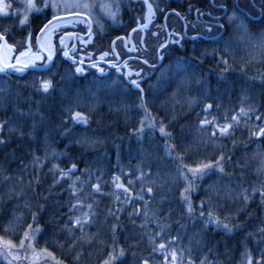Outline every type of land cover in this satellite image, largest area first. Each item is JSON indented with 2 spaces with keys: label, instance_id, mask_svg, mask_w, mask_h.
I'll return each instance as SVG.
<instances>
[{
  "label": "trees",
  "instance_id": "1",
  "mask_svg": "<svg viewBox=\"0 0 264 264\" xmlns=\"http://www.w3.org/2000/svg\"><path fill=\"white\" fill-rule=\"evenodd\" d=\"M212 1L159 0L160 19L175 10L189 21L186 32L163 48L158 66L133 61L130 77L123 68L104 64L78 63L84 71L77 73V63L62 49L45 69L0 72V264H104L110 252V264H141L161 241L165 249L153 253L149 264H162L169 249L183 250L177 264H247L249 253L252 264L257 257L264 264V232L259 231L264 229V133L250 135L264 127V39L250 41L264 33V0ZM5 2L0 33L15 50L28 47L56 16L52 0ZM90 2L91 39L87 35L88 46L76 51L97 59L112 51L114 38L128 36L145 8L134 0ZM221 4L226 12L211 16L221 13ZM102 5H110L115 17ZM166 24L175 31L182 27L175 13ZM75 26H60L57 37L70 40L63 33H74ZM156 47L150 46L146 60H155ZM45 78L53 84L48 92L38 88ZM131 79H138L155 123L150 127L146 119L139 134L135 129L145 112ZM205 104L211 106L207 112ZM241 107L254 111L233 124ZM72 111L84 113L87 124L73 121ZM201 119L229 123L230 129L217 130L213 138L212 126H199ZM160 122L170 136L161 134ZM221 154L223 172L193 176L185 169L187 179L179 175L178 166L195 167ZM62 170L67 175L61 176ZM186 186L191 213L181 198ZM76 200L81 206L73 209ZM87 205L92 206L89 220L72 226L70 218ZM210 211L218 222L209 218ZM29 224L31 245L21 248ZM158 231L160 237L150 242L149 234Z\"/></svg>",
  "mask_w": 264,
  "mask_h": 264
},
{
  "label": "snow or ice",
  "instance_id": "2",
  "mask_svg": "<svg viewBox=\"0 0 264 264\" xmlns=\"http://www.w3.org/2000/svg\"><path fill=\"white\" fill-rule=\"evenodd\" d=\"M46 2H47V0H46ZM0 3H2V0H0ZM144 4L147 7V11L144 14V25H140L139 23H137V27L138 28H142V27L147 26L150 17H152L154 15V13H153V5L151 3H149V0H144ZM71 7H76V8H80V9H84V10H90L92 5L88 3V0H72L71 3H68L67 0H65V3L62 4V5L58 4L57 0H53V2L51 3V8L54 11H59L61 9H68V8H71ZM101 7L106 12L107 15L112 16L113 18L115 17V12L111 11V6L110 5H102ZM220 7H224L223 4H221ZM0 10H2V9H0ZM172 11H175V10H172ZM176 14L179 15L178 13H176ZM52 19L55 20L56 16H53ZM74 19H80L85 24L88 25V27L90 29V31L88 33V39L90 40L91 39V21L84 18V13L83 12L79 16L74 17ZM181 19H183V17H181ZM229 19L230 20L235 19V14L234 13L229 14ZM21 23H23V20L21 21ZM240 27H242V25H240ZM43 31H44V29H41V32H43ZM153 35H156V33H153ZM177 35H179V34H177ZM3 41H4V34L0 33V42H3ZM37 42L39 43V35L37 37ZM25 43H27V39L25 40ZM141 43H143V38H141ZM168 43H169V41L165 40L163 43H161L158 46V48L156 49V58L157 59H159L163 55V53L160 50L163 49L165 47V45L168 44ZM176 43H179V41H176ZM12 47H13L12 45L7 44L6 42L0 43V49L4 50V54L0 55V72L6 73V71L8 69H14L17 72L23 71L24 67H27L28 65H30L33 62V60H39L40 59V56L38 54L31 53L30 48H25L24 51L19 52V54L16 56L15 63H8V62H6V59H7V55L11 52ZM113 51H114V49H113ZM224 51L227 52V48H225ZM64 55L65 56L68 55L67 51H65ZM105 55H107V53H101L97 57V60H103ZM51 58H52V53H51V50L49 49V51H48V59L51 60ZM81 59H83V58H81ZM222 59H223V63L225 65H227V63H228L227 57H224ZM45 63H47V61H45ZM90 63H92V67H97V65L95 63H93L91 61H90ZM107 63H111V61H107ZM143 63L144 64H148V60H143ZM116 67H117V70L119 71L120 70V66L116 65ZM124 67L127 68V64H125ZM97 70L100 71V72L104 71V69H102V68H97ZM75 71L77 73H79V72H83L84 69L79 64H77L76 67H75ZM124 75H125V77H130L131 76V72L130 71H125ZM136 76L139 79L141 74L139 72H136ZM138 79H131L130 83L136 89L139 90L140 97H139V105H138V107L142 108L144 110V112H145V116L141 117V121H140L139 127H137L135 129V131L139 134V133H142L145 130V120L146 119H147V124L150 127H155V123L150 118V113L148 112V109L145 106L143 89L140 88V84L138 83ZM52 87H53L52 81L47 79V78L41 79L39 81V83H38V88L40 90H42L43 92H48L49 89H51ZM210 107L211 106L209 104H205L204 105L205 112H207V110ZM253 111H254V109L251 108V107H249V108L241 107L238 110L239 115H237L236 113H234L232 115V118H231L232 119V123L235 124L236 122H238L240 116H247ZM71 119L73 121H78V122L83 123V124H87V122H88L86 115L84 113H82V112L72 111L71 112ZM0 123H3V122H0ZM208 125H211L212 128H213V132L210 134L213 138H214L215 133H216L217 130L219 131L220 134H227L229 129H230V124L229 123H224L223 125H218V124H215L214 121H209L207 119H201L200 122H199V126H208ZM159 131L161 132V134L165 135L166 137L171 135L170 133H166L165 132V126H164L163 122H160ZM262 133H264V127L260 128L259 131H255L253 133H250V135L260 136ZM2 142H3V140H2V138H0V143H2ZM166 148H168L169 150H172L174 148V146L171 145V144H166ZM223 161H224V157L221 154V155L216 157L215 161L209 160L206 163H198V164L195 165V167H189V166H182L181 165V166H178L179 175L181 177H184L185 179H187V177L185 176V171H184L185 169H186L187 172L191 173L193 176H195L197 174L204 175V174H206L208 171H210L212 169H216L219 172H223V166H222L223 165ZM71 167H75V165H72ZM53 168H56V165H53ZM65 175H67V171L66 170H62L61 171V176H65ZM17 179H19V178H17ZM57 179H59V178H57ZM117 187H123V185H119L118 184ZM92 189L98 190V185L93 184L92 185ZM188 190H189V186H186L185 189L181 190V198L186 201V211L188 213H191L192 212L191 201L188 199V197L185 194L186 191H188ZM72 191H73V194H75L78 190L75 187H72ZM151 191H152V189L149 188L148 192L150 193ZM255 191H257V189L255 187H253V192H255ZM260 195H261L262 198H264V185H261V187H260ZM248 198L249 197H248L247 194H245L244 197H243L245 202H247ZM79 206H81L80 201L79 200L74 201L73 209H76ZM91 207H92L91 205H87L86 206V210L80 216H76V217L70 218L71 219V225L72 226H80V227H82L83 223L85 221L89 220V215L91 214L90 213ZM138 210L139 209H137V211ZM148 215H149V213L147 211H145V217H147ZM201 215H203V214H201ZM208 215H209V218L212 220L213 223L218 222V220L216 218H213V214H212L211 211L209 212ZM33 216H35V214H33ZM208 222H209L208 220L205 221L206 224ZM112 227H113V229H115L116 226L113 225ZM160 227H164V226L161 225ZM224 227L228 228V225H224ZM30 230H31V224H29L28 228L25 229L24 235L21 236L20 245H19L21 248L24 246L25 243H28L29 245H31ZM71 230H72L71 227H69L68 231L71 232ZM230 230L231 229H229V231ZM259 231L264 232V229H259ZM160 235H161V233L159 231L156 232L154 235L149 234L150 242H154V240L157 237H160ZM169 239L174 242L176 238L175 237H170ZM8 246L9 247H14L11 244L10 241L8 242ZM164 249H165V243L163 241H161V243H159V244H156L154 246V248L152 249V253H149L148 257L143 258L141 260V264H149V260L152 257V254L155 253V252H162ZM122 254H123V250H120L118 255H122ZM178 255H179V257L182 258L183 257V250H180L179 253H178V251L176 249H169L167 253H164V259H163L162 264H169V256L171 257L170 264H177ZM112 258H113L112 257V253L110 252L109 253V258H108V260H106L104 262V264H110V261H111ZM154 264H155V262H154ZM187 264H191V261L190 260L187 261ZM247 264H252V256H251L250 253L247 255ZM256 264H260L259 257H257Z\"/></svg>",
  "mask_w": 264,
  "mask_h": 264
},
{
  "label": "rangeland",
  "instance_id": "3",
  "mask_svg": "<svg viewBox=\"0 0 264 264\" xmlns=\"http://www.w3.org/2000/svg\"><path fill=\"white\" fill-rule=\"evenodd\" d=\"M134 1H140V3H142V5H144L145 10L142 14H140V17H138V20H137L138 21L137 23H139L140 25H144V14L147 11V7L144 4V0H134ZM4 2H5V0L4 1L2 0V3H0V9H2V10H0V15L8 13V9H7L8 7L6 6V2H5V4H4ZM52 2H53V0H52ZM67 2L71 3L72 0H67ZM158 2H159V0H149V3H151L153 5L154 15L152 17H150L147 26L142 27V28H138L137 23H136L135 26L132 28V30L129 32L128 36L125 37L124 40H122L123 45H125V48H127L128 51H132L134 46H136V45H138V46L141 45V42L138 43V40L136 39L139 37L138 36L139 33H141L140 36L144 38V40H143V42L145 43L144 45H146L148 47L149 51H150V46L156 47V46L160 45L161 43H163L165 38L167 39L168 36L170 38V35L172 33H176V32H174L175 30L172 31L173 28H171L170 25H168L167 28L163 26V22L165 21V19L163 18V15L160 19L161 14H159V13H160L161 9L158 8V5H157ZM57 3L62 5L65 3V0H57ZM88 3L91 4L90 0H88ZM7 5L9 6V4H7ZM89 11L90 10H84V9H80V8H76V7H71L68 9L59 10V12H62L60 14H68V13L72 14V13H82L83 12L84 14H87L88 16H90ZM56 12H58V11H56ZM56 12H54V14L59 15ZM74 17H76V16H74ZM74 17H72L71 20H66V21H62L61 19H60L61 21L56 20L59 22H57V23L51 22L44 29V31L41 34L40 39H39L40 46H42V49H44V51H46L48 53V51L50 49L52 56H53V54L57 51L56 49H58L60 51L62 49V52H65V51H67V49L70 48L69 47L70 46V40H63L60 38V36H59V38H60L59 39L56 35V32L62 30L63 27L61 28L60 26L67 25L70 23H73V25L77 24L79 22V20L74 19ZM22 20H20L19 25H22V23H21ZM161 20H162V22H161ZM170 20L171 19H169V21ZM56 21H54V22H56ZM158 23L160 25H158ZM62 32L63 31H61V33ZM68 33L70 34V32H67V34ZM152 33H156V35H153ZM34 39H35V36L33 37V39H31V43L28 44V47H22V48H19L18 50H15V48H14L15 46H14L13 49H11V52L7 55L6 62L9 63L11 61H14L16 56L19 54V52L24 51L25 48H30L31 53H36L40 56L39 60H33V62L30 65L41 66L42 64H45V60H44L43 55L41 54L40 50L36 47V44H34V41H33ZM259 39H264V33L261 35V37H259V36L255 37V38L251 37L250 41L259 40ZM0 43H4V42H0ZM7 44H9V43H7ZM84 45L88 46V42L86 40H83V46ZM142 46H143V43H142ZM144 49H143V52L145 54L146 52ZM116 53H117L116 51L113 53V55H115V57L117 56ZM147 53H146V55H147ZM3 54H4V50L0 49V55H3ZM116 58H117L118 65L121 66L120 68H123L125 71H130L131 74H134L130 68H131V66H135L136 64L132 60H128L125 63L123 61H119L118 57H116ZM95 63H99V62H95ZM125 64H127V68L124 67Z\"/></svg>",
  "mask_w": 264,
  "mask_h": 264
},
{
  "label": "flooded vegetation",
  "instance_id": "4",
  "mask_svg": "<svg viewBox=\"0 0 264 264\" xmlns=\"http://www.w3.org/2000/svg\"><path fill=\"white\" fill-rule=\"evenodd\" d=\"M258 7V6H257ZM220 14V13H219ZM219 14H214V15H211V16H218ZM86 16H88L86 14ZM181 17H183L182 15H180ZM72 18H69L68 20H71ZM79 22L76 24L75 27V30H73L76 34H75V37H72V35H70V46L71 47V51H70V59L73 61V62H76L77 64L78 63H81V66H84L85 64H90L92 65L91 62H96V58L92 57V58H88V57H83V55L85 54V52L83 53H80L79 51H76L77 50H80V51H84V48H85V45L83 46V40H86L85 38H87V36H84L85 32L87 31V24H86V29L85 30H80V28L78 26H81L84 22L80 19H78ZM183 20L185 22V28H187V23L189 22L188 20H185V18L183 17ZM209 21V20H208ZM162 22V20H161ZM85 24V23H84ZM158 25H160L158 23ZM167 27H168V24H167ZM181 30H182V27L180 29V31L177 29V31H174L176 33H181ZM153 34V33H152ZM141 33H139V37L136 38L137 40H141ZM175 37V36H174ZM173 37V38H174ZM72 38V39H71ZM143 38V37H142ZM171 38V37H170ZM166 39V38H165ZM144 40V38H143ZM165 41V40H164ZM140 43V42H139ZM145 43L143 42V46H142V43L140 46L136 45L134 46L133 50L132 51H128L127 48H125V45H123V42L122 40H118L116 41L115 43V49H116V54L119 58V61H123V62H127L128 60H132V61H138L140 62L141 64H144L143 62L139 61V60H136V58H139V59H142V60H146L145 59V55H144V52H143V49L145 50V52H149V49L146 45H144ZM159 46V45H158ZM158 46L156 47V49L158 48ZM119 50V51H118ZM105 53H107V55H105V58L103 60H98L99 63H95V64H104L105 66H108L110 68H117L116 65H118V62H117V58L115 57V55H113V52L112 51H106ZM145 53V54H146ZM83 54V55H82ZM155 56H156V50H155ZM83 58V59H81ZM103 61V62H101ZM107 61H111V63H107ZM157 61V58H155V60L153 61H148V65H152L154 64L155 62ZM146 65V64H145ZM121 67V66H120Z\"/></svg>",
  "mask_w": 264,
  "mask_h": 264
},
{
  "label": "water",
  "instance_id": "5",
  "mask_svg": "<svg viewBox=\"0 0 264 264\" xmlns=\"http://www.w3.org/2000/svg\"><path fill=\"white\" fill-rule=\"evenodd\" d=\"M168 13H169V11L168 12H166V13H164L165 15H164V19H165V17L168 15ZM80 14H63V15H57L56 16V19L55 20H53L52 18L51 19H48L47 20V22L41 27V29H45L51 22H54V21H56V20H60V19H64V18H68V17H71L72 18V16H79ZM85 17V16H84ZM164 23V25H165V21L163 22ZM89 28V27H88ZM89 31H90V29L88 30V32L86 33V34H84V36H87L88 35V33H89ZM43 32H41V30H39L38 32H37V34H36V36H35V43H36V45H37V47L41 50V52L45 55V57L47 58V65L46 66H44V67H42L41 69H45V68H47L49 65H50V61L51 60H49L48 59V53L47 52H45V51H43V49L40 47V43H38L37 42V37H38V35H39V39H40V36H41V34H42ZM185 33V32H184ZM75 34L76 33H72V37H75ZM70 36V34L68 33H64L63 34V37L64 38H68ZM121 38L124 40L125 39V37L124 36H121ZM116 39H118V38H115L114 40H112V42H111V46L113 47V44H114V42L116 41ZM167 40L169 41V36L167 37ZM3 42H5V38H4V41ZM167 45V44H166ZM165 45V46H166ZM161 51V50H160ZM67 53L69 54V50L67 51ZM136 59H138V58H136ZM138 60H140V59H138ZM159 62H160V58L158 59V61H157V63H155L154 64V66H158V64H159ZM11 63H15V61L14 62H11ZM24 68H34L33 66H30V65H28L27 67H24ZM8 70H10L11 71V73L12 72H15V70L14 69H8ZM17 72V71H16ZM19 72H21V71H19Z\"/></svg>",
  "mask_w": 264,
  "mask_h": 264
}]
</instances>
